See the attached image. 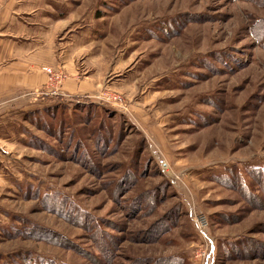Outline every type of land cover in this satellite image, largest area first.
Listing matches in <instances>:
<instances>
[{
  "label": "rangeland",
  "instance_id": "1",
  "mask_svg": "<svg viewBox=\"0 0 264 264\" xmlns=\"http://www.w3.org/2000/svg\"><path fill=\"white\" fill-rule=\"evenodd\" d=\"M30 5L95 91L1 109L0 264H264V0Z\"/></svg>",
  "mask_w": 264,
  "mask_h": 264
},
{
  "label": "crops",
  "instance_id": "2",
  "mask_svg": "<svg viewBox=\"0 0 264 264\" xmlns=\"http://www.w3.org/2000/svg\"><path fill=\"white\" fill-rule=\"evenodd\" d=\"M30 2L33 0H0V115L5 105L18 108L21 99H29L30 95L33 100L38 98L43 101L41 104L48 105L54 98H86L95 91L93 86L74 79L64 83L56 94L44 88L47 78L42 68L62 67L73 71L74 58H68L64 51L66 46L62 42L66 44V41H61L57 55L51 44L37 39L36 11L35 7L30 8ZM31 103L35 106L37 102Z\"/></svg>",
  "mask_w": 264,
  "mask_h": 264
},
{
  "label": "built area",
  "instance_id": "3",
  "mask_svg": "<svg viewBox=\"0 0 264 264\" xmlns=\"http://www.w3.org/2000/svg\"><path fill=\"white\" fill-rule=\"evenodd\" d=\"M45 70L48 73L52 74V71L50 69H45ZM53 92L56 94L57 92H59V90H53ZM115 100H116V98H115ZM116 105H118V104L116 103ZM195 223H196L197 229L199 230L200 233L205 232L208 228V222L202 214H197L195 216Z\"/></svg>",
  "mask_w": 264,
  "mask_h": 264
}]
</instances>
